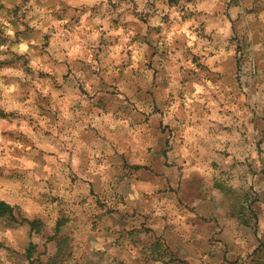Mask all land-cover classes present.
<instances>
[{
	"label": "clouds",
	"instance_id": "9594fccd",
	"mask_svg": "<svg viewBox=\"0 0 264 264\" xmlns=\"http://www.w3.org/2000/svg\"><path fill=\"white\" fill-rule=\"evenodd\" d=\"M0 264H264V0H0Z\"/></svg>",
	"mask_w": 264,
	"mask_h": 264
}]
</instances>
